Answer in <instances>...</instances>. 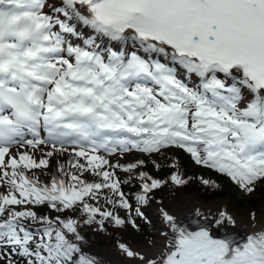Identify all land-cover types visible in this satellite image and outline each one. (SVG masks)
<instances>
[{
  "label": "snow or ice",
  "instance_id": "snow-or-ice-1",
  "mask_svg": "<svg viewBox=\"0 0 264 264\" xmlns=\"http://www.w3.org/2000/svg\"><path fill=\"white\" fill-rule=\"evenodd\" d=\"M172 147L246 194L264 181V0H0V264H97L83 253L78 220L36 208L80 211L100 230L105 221L122 226L97 205L107 189L106 204L130 211L116 170L131 175L145 162L111 158ZM58 153L71 157L58 164L62 178L28 175ZM138 176L135 199L146 205L167 181ZM170 180L187 183L178 172ZM135 213L144 217L140 207ZM161 213L168 231L159 254L119 244L128 257L264 264V222L255 211L243 242ZM214 222L236 224L226 211Z\"/></svg>",
  "mask_w": 264,
  "mask_h": 264
},
{
  "label": "rangeland",
  "instance_id": "rangeland-1",
  "mask_svg": "<svg viewBox=\"0 0 264 264\" xmlns=\"http://www.w3.org/2000/svg\"><path fill=\"white\" fill-rule=\"evenodd\" d=\"M186 82L191 86V80ZM41 155L40 152L35 153L37 160ZM70 158L71 157L68 155L62 156L58 153L50 159V167L48 169H34L32 172H29L28 175L38 176L42 183H49L53 175L62 178V173L58 171V164H67V161ZM138 159H142L145 162L144 165L138 169V172H145L154 179L164 180L167 181V183L161 188L153 190V192L149 194L151 199L148 204L141 205L140 209L144 212V217H138L135 220L137 227H133L130 222L133 220L131 219V215L135 214V208L132 207L130 211L119 207L113 208L112 205L105 203L103 194L108 193V190H103L99 205L97 206L101 207L102 210H112L114 213L116 212L117 215H122L126 218L125 224L122 226H116L112 221H105L104 230H100L97 224L85 225L83 221L86 217L84 215L73 218L79 221L78 231L84 237V241L82 242L83 253L86 256L90 258L92 257L95 260L99 259L95 252H91V250L95 248L109 250L112 253L115 250L122 251V249L119 248V244L121 243L125 244L135 252L155 248L158 240L157 232L160 230L161 224L159 221L155 222V220L158 219L154 216H150V211H152L154 207H159L156 210L157 213H161V209L166 211L170 205L178 203L183 197L188 195L195 196L196 200L205 203V205L219 203L225 208L227 213L232 214L237 218H241L242 220L249 219L250 212L255 211L257 214L264 207L263 183L256 184L255 191L251 194H246L238 187V185L233 183L228 176L212 172L204 166L196 164L191 155L183 149L172 147L163 149L160 153H154L151 155L132 153L123 158L117 156L111 158L112 163H116L117 160H119L121 164L135 163ZM173 163L176 164L175 168L171 167ZM157 165H159V167H157ZM138 172L129 175L120 169L116 170L117 176L124 182L122 184V190L125 192L128 199L136 198L137 195L133 193H137L141 190L140 186L142 181L139 179V176L136 175ZM174 172H178L187 183L183 185L173 184L170 180V176ZM209 172L213 173V175ZM199 176L202 177V180L207 179L218 184L220 186V192H223L222 188H225V194L217 195L211 191V189H204L205 191H210L211 194L206 197L200 196L195 189V184L192 183V181L198 179ZM130 177L133 179L132 183L128 182ZM83 178L88 182H95L99 179L89 173H85ZM227 183L229 185H227ZM201 184V186L205 187H212L214 185L213 183L205 185L203 182H201ZM134 201L137 203L136 200ZM89 203L95 204L96 202L89 201ZM38 213L49 215L52 218L56 217V213L49 210L46 206L38 207ZM97 219H99V217H97ZM86 250L89 252H86Z\"/></svg>",
  "mask_w": 264,
  "mask_h": 264
},
{
  "label": "bare ground",
  "instance_id": "bare-ground-1",
  "mask_svg": "<svg viewBox=\"0 0 264 264\" xmlns=\"http://www.w3.org/2000/svg\"><path fill=\"white\" fill-rule=\"evenodd\" d=\"M158 208L159 207H154L153 210L151 209L152 211H150V216H154L158 219L155 220V222L159 221L161 224V228L157 232V245L155 248L138 252L146 257H155L159 254L165 243L163 233L168 231L167 224L163 219L162 213L156 212ZM166 211L170 215H173L180 222V224L185 223L186 226L183 227H186L189 230H197L198 226L208 224L216 237H219L220 235H231L232 237L236 238L238 237V235L246 236L253 231V227L250 224L249 219L242 220L241 218H237L229 213L228 214L233 216V218L236 220V224L233 226L226 223L223 227H217L214 221L219 217V213L221 211H226L225 208L219 203L205 205V203L196 200L195 196L193 195L183 197L178 203L170 205L168 209H166ZM197 211L200 213L199 216L197 215ZM257 218L264 222V207L257 213ZM191 221H193L194 223H190ZM193 225H196V227H187ZM256 227H259V225H256ZM88 250H86V252ZM91 252H95L97 257L99 258L96 259L98 264H141L138 257H128L126 253L120 250H115L112 253L109 250L95 248L92 249Z\"/></svg>",
  "mask_w": 264,
  "mask_h": 264
},
{
  "label": "trees",
  "instance_id": "trees-1",
  "mask_svg": "<svg viewBox=\"0 0 264 264\" xmlns=\"http://www.w3.org/2000/svg\"><path fill=\"white\" fill-rule=\"evenodd\" d=\"M203 166V165H202ZM205 167V166H204ZM205 168H207V167H205ZM208 170H210V171H212V172H216V173H219V172H217V171H215L214 169H210V168H207ZM211 175H213V173H211V172H209ZM137 176H138V173L136 174ZM185 178V177H184ZM225 179V178H224ZM197 180V181H196ZM196 180H191L192 181V183H194L195 185V189H196V191H197V193L198 194H200V196H204V197H206L207 195H209V194H211V192L210 191H205L204 189H211V191H213L215 194H217V195H222V194H225L224 193V189L225 188H222V190H223V192H220V186L218 185V184H216V183H214L213 182V186L212 187H205V186H201L202 184H201V182H202V177L201 176H199V178L198 179H196ZM132 181H133V179L130 177L129 179H128V182L130 183H132ZM233 182V181H232ZM234 183V182H233ZM258 183H263L264 184V182L263 181H261V182H257V184ZM227 185H229L228 183H227ZM124 187V186H123ZM108 192V191H107ZM139 193H141V190H139L137 193L135 192V193H133V194H136V195H139ZM107 194V193H106ZM134 200H136L135 198L134 199H129V202L130 203H132V207H134L135 209H136V207H141V205L140 204H138V203H136ZM136 203V204H135ZM36 211L38 212V207L36 208ZM115 214H116V212H115ZM46 215V214H45ZM57 215H61V218L63 219V218H68V217H70V218H76L77 216H83V214L80 212V211H76V212H66V213H64V214H59V213H56L55 214V216H57ZM120 218H122V219H124V220H126V218H124L122 215H120ZM138 218V216L136 215V213L135 214H133V215H131V219H133V220H136ZM107 222H111V221H107ZM142 226V225H141Z\"/></svg>",
  "mask_w": 264,
  "mask_h": 264
}]
</instances>
